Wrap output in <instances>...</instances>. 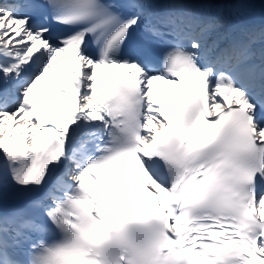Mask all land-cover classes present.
Segmentation results:
<instances>
[{"label": "snow or ice", "instance_id": "1", "mask_svg": "<svg viewBox=\"0 0 264 264\" xmlns=\"http://www.w3.org/2000/svg\"><path fill=\"white\" fill-rule=\"evenodd\" d=\"M208 7L0 0V264H264V26Z\"/></svg>", "mask_w": 264, "mask_h": 264}]
</instances>
